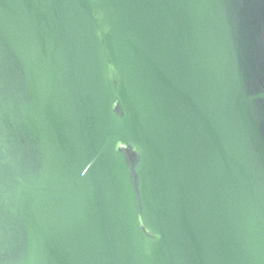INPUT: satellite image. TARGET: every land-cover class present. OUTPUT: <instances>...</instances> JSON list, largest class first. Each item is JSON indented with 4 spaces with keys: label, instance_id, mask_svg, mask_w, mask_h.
I'll return each instance as SVG.
<instances>
[{
    "label": "water",
    "instance_id": "obj_1",
    "mask_svg": "<svg viewBox=\"0 0 264 264\" xmlns=\"http://www.w3.org/2000/svg\"><path fill=\"white\" fill-rule=\"evenodd\" d=\"M0 264H264V0H0Z\"/></svg>",
    "mask_w": 264,
    "mask_h": 264
}]
</instances>
